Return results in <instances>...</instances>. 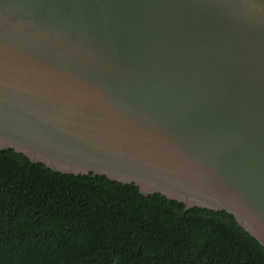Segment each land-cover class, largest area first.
Returning a JSON list of instances; mask_svg holds the SVG:
<instances>
[{
    "label": "water",
    "instance_id": "1",
    "mask_svg": "<svg viewBox=\"0 0 264 264\" xmlns=\"http://www.w3.org/2000/svg\"><path fill=\"white\" fill-rule=\"evenodd\" d=\"M224 210L264 247V0H0V150Z\"/></svg>",
    "mask_w": 264,
    "mask_h": 264
},
{
    "label": "trees",
    "instance_id": "2",
    "mask_svg": "<svg viewBox=\"0 0 264 264\" xmlns=\"http://www.w3.org/2000/svg\"><path fill=\"white\" fill-rule=\"evenodd\" d=\"M0 264H264L224 210L0 150Z\"/></svg>",
    "mask_w": 264,
    "mask_h": 264
}]
</instances>
